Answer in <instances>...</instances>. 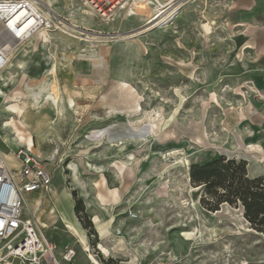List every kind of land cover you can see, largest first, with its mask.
I'll use <instances>...</instances> for the list:
<instances>
[{
    "label": "rangeland",
    "instance_id": "rangeland-1",
    "mask_svg": "<svg viewBox=\"0 0 264 264\" xmlns=\"http://www.w3.org/2000/svg\"><path fill=\"white\" fill-rule=\"evenodd\" d=\"M32 1L49 15V43L36 34L18 42L0 22V46L15 42L9 58L20 64L18 85L0 100V150L19 167L12 151L27 144L5 126L16 100L33 152L84 206L76 217L86 244L76 238L88 264V244L100 264H264V235L241 204L209 210L190 179L193 164L222 156L264 176V0L238 10V0H158L177 13L156 27L146 25L161 8L154 0L109 22L82 0ZM157 117L165 124L154 133ZM32 196L25 216L47 224L50 238L70 234Z\"/></svg>",
    "mask_w": 264,
    "mask_h": 264
},
{
    "label": "built area",
    "instance_id": "built-area-1",
    "mask_svg": "<svg viewBox=\"0 0 264 264\" xmlns=\"http://www.w3.org/2000/svg\"><path fill=\"white\" fill-rule=\"evenodd\" d=\"M82 1L93 15L104 22L113 20L121 12L136 14V0ZM154 1L163 9L167 6L158 0ZM12 155L20 163L18 168L10 167L0 150V264L72 263L77 254L76 249L73 246L67 247L59 258L55 254V243L45 234L43 226L25 216V203L29 194L51 192L52 170L28 145L17 146ZM126 215L131 220L139 218V214L132 210L127 211ZM83 249L97 264L90 245Z\"/></svg>",
    "mask_w": 264,
    "mask_h": 264
},
{
    "label": "bare ground",
    "instance_id": "bare-ground-1",
    "mask_svg": "<svg viewBox=\"0 0 264 264\" xmlns=\"http://www.w3.org/2000/svg\"><path fill=\"white\" fill-rule=\"evenodd\" d=\"M244 3H245V0H238V2L234 1L233 5H232V9L238 10L240 8V6H242ZM172 7L169 9H163V7L159 8L157 10V12L154 13L152 18L147 22L146 25L148 26V25L153 24V26H154L158 23L163 24V23H168L169 21H171L177 13V8L173 9ZM0 22H2L4 28L9 33H11L12 37L14 39H16V41H18V42L19 41L20 42L30 41V40H32L31 38L35 34L38 35L37 38H39L43 44L50 42V39L48 36V30H47V28L50 27L49 15L48 14H46V16L43 15L39 11L38 7L34 4V2L32 0H22V1L21 0L20 1L0 0ZM208 23L204 24L203 27H204L205 32L207 34H210L212 31V27ZM153 26H151L150 28L145 29L143 31H140L139 33H143L147 30H150ZM156 26H154V27H156ZM129 38H131V37L129 36ZM15 49H16V44L13 41H8L4 46H0V56L3 59V60L2 59L0 60V100L3 99V97L5 95L13 92L14 89L16 88V86L18 85V81L15 77L14 69L19 68L20 64L15 66L12 63L11 59L9 58L14 53ZM9 63H11V64L8 65ZM122 84H123L122 86H126L127 88L130 89V87H128L125 82H122ZM120 88H121V86H120ZM132 92H130V95ZM133 101H135V100H133ZM12 102H15V103L10 105L7 108V110L11 115H13V117L10 121H8L5 124V126H12L14 129V133L16 134L17 139L20 140L21 142H25L28 146L31 147V150L33 151L34 150L33 139L30 135H27L25 133V131L23 130L25 127V123L22 121L23 119L21 120V122H19L16 119L17 117L20 118L21 113H22V111H21L22 109H21L20 105L18 104V102H16V100H13ZM139 103L136 102L135 104H137V105L134 107H136L137 109L138 108L141 109ZM132 111H133V109H132ZM140 111H142V110H140ZM136 112H138V111L136 110ZM156 113L158 114V112H156ZM151 115H153V114L151 113ZM154 118H155V115H154ZM162 118L157 117V119H159L158 121H152V130L154 131V133H156L160 129L163 130L165 120ZM2 154H3L7 164L10 167L15 168L16 163H14L13 161L10 162V159H8L9 157H6V155H7V156H10V158H11V155L9 153L3 152V151H2ZM17 162L19 163V161H17ZM19 166H20V163H19ZM112 189H115V188H112ZM42 226L45 228V227H47V224L42 223ZM189 234L186 233V235H184L185 238H186V236H190ZM190 238L187 237V239H190ZM192 238H194V237H192ZM100 248L103 251V253H105L106 255L109 254L108 249L105 248L103 245H101ZM98 264H100V263H98Z\"/></svg>",
    "mask_w": 264,
    "mask_h": 264
},
{
    "label": "trees",
    "instance_id": "trees-1",
    "mask_svg": "<svg viewBox=\"0 0 264 264\" xmlns=\"http://www.w3.org/2000/svg\"><path fill=\"white\" fill-rule=\"evenodd\" d=\"M193 186L204 187L202 204L207 209L219 211L221 204H241L246 218L264 235V176L251 177L246 161L224 156L206 164L195 163L190 169ZM75 199V213L84 212L81 200Z\"/></svg>",
    "mask_w": 264,
    "mask_h": 264
},
{
    "label": "crops",
    "instance_id": "crops-1",
    "mask_svg": "<svg viewBox=\"0 0 264 264\" xmlns=\"http://www.w3.org/2000/svg\"><path fill=\"white\" fill-rule=\"evenodd\" d=\"M134 15H136V14H134ZM263 126H264V124H263ZM6 157L10 158V156H7V155H6ZM48 167L53 172L52 190H51V192H42L41 191V192L33 193L32 194L33 195L32 196V202H34L37 199H40L42 201V203H43V201H45V203L48 202V206H50V210H49V213L46 215L45 219L48 222L52 221L51 224H53L54 221H57L55 223V225L58 222H60L64 226L68 225L69 229L71 228L70 234H68V235H63L58 231H54L51 233V237H52L51 239L54 241V237H56L59 241L57 243V245L55 244V254L59 258H61L62 255L64 254L66 248L73 246L77 251V254H76L73 262L76 264H88L86 257L81 252H78V249H77V245L79 244L80 241H81V244L85 243V242H84V239H83L82 234L80 233V230L78 227L79 221H78V219L76 217V213H75V199L73 197V194L71 192H69V190L67 189V187H65L64 184L57 183V182L55 183V181H54V168L52 167L51 164H48ZM110 197L113 199L112 200L113 203L118 201V199L115 198L114 195H111ZM26 201L29 202L27 198H26ZM53 213H55V214H53ZM126 218H128V217H126ZM77 235L80 237L79 242H77V240H78L76 238ZM64 262L66 264H69V262H66V261H64Z\"/></svg>",
    "mask_w": 264,
    "mask_h": 264
}]
</instances>
